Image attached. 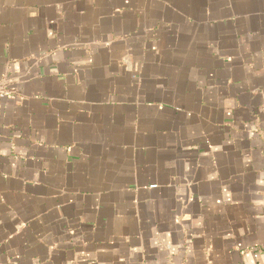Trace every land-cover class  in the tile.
I'll return each mask as SVG.
<instances>
[{"label":"crops","instance_id":"crops-1","mask_svg":"<svg viewBox=\"0 0 264 264\" xmlns=\"http://www.w3.org/2000/svg\"><path fill=\"white\" fill-rule=\"evenodd\" d=\"M0 264H264V0H0Z\"/></svg>","mask_w":264,"mask_h":264},{"label":"built area","instance_id":"built-area-1","mask_svg":"<svg viewBox=\"0 0 264 264\" xmlns=\"http://www.w3.org/2000/svg\"><path fill=\"white\" fill-rule=\"evenodd\" d=\"M0 93H1L2 95H3V93H5L3 87H0Z\"/></svg>","mask_w":264,"mask_h":264}]
</instances>
